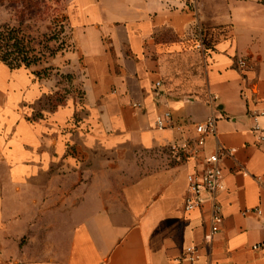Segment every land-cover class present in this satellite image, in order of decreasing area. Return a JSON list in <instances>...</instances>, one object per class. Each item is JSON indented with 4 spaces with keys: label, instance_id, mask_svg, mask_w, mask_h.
<instances>
[{
    "label": "crops",
    "instance_id": "1",
    "mask_svg": "<svg viewBox=\"0 0 264 264\" xmlns=\"http://www.w3.org/2000/svg\"><path fill=\"white\" fill-rule=\"evenodd\" d=\"M66 28L44 61L0 60V264H175L189 244L197 264H264V0H72ZM211 113L216 131L178 161L171 144ZM222 146L236 151L206 245L209 206L184 198Z\"/></svg>",
    "mask_w": 264,
    "mask_h": 264
},
{
    "label": "built area",
    "instance_id": "2",
    "mask_svg": "<svg viewBox=\"0 0 264 264\" xmlns=\"http://www.w3.org/2000/svg\"><path fill=\"white\" fill-rule=\"evenodd\" d=\"M196 46L203 52H206L209 46L206 31L200 29L197 35ZM238 66L242 69H250L253 67V62L249 57H237ZM156 86L160 85V81H156ZM245 95V88L243 89ZM207 101L212 106L217 101V95L209 93ZM135 106H140L139 102H134ZM217 117L211 113L204 120L195 124L196 137L193 141L186 140L183 143H172L170 148L176 159L180 162H185L190 158H195L199 155V148L205 143L206 136L216 131ZM167 122L173 126V117L169 111H165L162 116L156 119V125L159 128L165 127ZM254 130L260 131V125L255 124ZM263 139V136H259ZM236 148L220 147L219 150L209 153L204 157L203 166L199 171L193 172L190 175L187 192L184 198V207L187 211L194 209H201L204 206H209V221L210 229L204 236V243L210 244L214 236L220 231L224 221L222 212V205L219 200V192L224 188V167L220 163L222 155H232ZM260 212L259 208H246L244 213L247 212ZM262 243L253 245V248H259ZM202 254V245L189 244L185 246L182 252L175 257V264H197Z\"/></svg>",
    "mask_w": 264,
    "mask_h": 264
},
{
    "label": "rangeland",
    "instance_id": "3",
    "mask_svg": "<svg viewBox=\"0 0 264 264\" xmlns=\"http://www.w3.org/2000/svg\"><path fill=\"white\" fill-rule=\"evenodd\" d=\"M71 1L0 0V30L8 37L0 40V55L12 52L9 59L19 56L22 64H32L61 51L68 43Z\"/></svg>",
    "mask_w": 264,
    "mask_h": 264
},
{
    "label": "trees",
    "instance_id": "4",
    "mask_svg": "<svg viewBox=\"0 0 264 264\" xmlns=\"http://www.w3.org/2000/svg\"><path fill=\"white\" fill-rule=\"evenodd\" d=\"M8 39V37L5 35V32H3V30H0V40L4 41L5 39ZM10 38V37H9ZM12 54V52H8L4 55H0V60L6 62L10 67L14 68V67H19L22 65V63L19 61V56H13L10 58V55ZM25 58H22V61ZM25 65H30V63L24 62Z\"/></svg>",
    "mask_w": 264,
    "mask_h": 264
}]
</instances>
